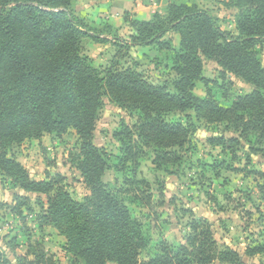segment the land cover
<instances>
[{
	"label": "trees",
	"instance_id": "trees-1",
	"mask_svg": "<svg viewBox=\"0 0 264 264\" xmlns=\"http://www.w3.org/2000/svg\"><path fill=\"white\" fill-rule=\"evenodd\" d=\"M12 2L17 6L5 11ZM47 2L63 7L68 18L64 20L59 13L42 10L40 7ZM143 2L158 5L161 1ZM224 5L239 10L235 18L236 33L223 30L218 18L195 2L185 4L172 0L164 13L156 11L146 21H129L130 12L123 14L133 34L130 43L120 40V44L115 45V59L129 56L136 46L171 52L177 77L172 90L168 84L146 81L132 69H108L105 77H101L88 59L84 61L79 56V43L90 31L82 21H75L68 14L71 0L0 1V13L11 16L6 22V35L0 38V176L10 178L11 185L24 193L48 196L47 212L41 209L40 228L55 226L67 237L66 253L83 264H142L139 257L144 249L140 231L133 227L128 210L116 198L118 193L130 191L119 189L117 192L103 180L109 169L107 155L100 153L91 142L101 97L108 95L120 108L139 114L135 124H124L114 134L121 145L116 171H124L132 165L135 175L146 150L154 151L152 164L157 169L179 168L197 132L193 114L196 120L209 125L225 124L226 130L236 135L212 137L208 140L211 147L226 152L229 146L233 148L255 137L262 148L251 151L264 157V66L257 52L258 47L264 49V0H227ZM14 12H18V16ZM170 35L179 37V45L168 40ZM16 46L24 47L26 54L20 53ZM32 54L35 56L31 57ZM116 60L112 67L118 66ZM205 60L218 65L223 83L233 75L251 84L253 90L235 97L230 106H222L208 87L209 82L219 86V80L203 77ZM70 63L83 65L85 70L65 71ZM65 72L71 95L69 101L59 83ZM27 80L33 82L35 90L43 91V98H25ZM199 82L207 89L204 97L194 94ZM224 97H228L225 90ZM19 112L28 113L29 122L21 119ZM176 113L185 115V124L170 122ZM69 128L78 133L86 161H93L84 170L83 177L99 200L94 204V216L102 215L98 231L92 229L87 220L75 225L76 221L68 216L63 228L56 214L59 204L79 209L80 216V212L87 210L86 205L74 201L65 191L62 187L65 177L46 173V180H32L10 154V147L25 139L38 141L43 134L62 135ZM256 174L264 178V173ZM125 183L130 181L126 179ZM146 183L140 184L148 185ZM262 194L264 197V189ZM22 200L17 197L12 211L15 216H21ZM189 216L192 218L190 233L184 243L173 248L167 241L162 242L158 254L143 264H246L235 250L219 245L212 224L206 218L198 219L191 213ZM103 222L108 223L104 229ZM29 248L25 256L19 257L20 261L26 262L27 256H31L34 259L30 264H58L47 256L41 245ZM247 254L250 257L263 255L264 245L248 249ZM1 258L0 254V264Z\"/></svg>",
	"mask_w": 264,
	"mask_h": 264
},
{
	"label": "rangeland",
	"instance_id": "rangeland-1",
	"mask_svg": "<svg viewBox=\"0 0 264 264\" xmlns=\"http://www.w3.org/2000/svg\"><path fill=\"white\" fill-rule=\"evenodd\" d=\"M113 1L71 0L68 14L75 21H82L90 31L78 46L81 59H88L90 65L101 73V77H105L108 69H132L140 73L146 81L156 85L168 84L173 90L177 77L173 72L175 62L171 52L160 53L148 47L136 46L132 47L129 56L115 59V45H119L120 40L130 43L133 31L129 24L124 22L120 9L118 11L114 8ZM160 1L158 5L151 3L150 7L142 9V13L146 16L150 11L162 12L172 0ZM226 1L179 0L185 4L197 2L202 9H208L218 18L223 30L233 32L239 10L225 7ZM45 5L40 8L50 13H59L63 15L64 20L68 18L67 11L57 6L56 2H47ZM16 6L17 3L12 2L5 11ZM18 14L15 13L16 16ZM5 17L7 16L0 13V38L6 35V22L11 16ZM134 19L136 15L132 10L129 21ZM168 40L176 46L179 45V39L175 35L168 36ZM16 47L20 53L26 54L24 47ZM263 50L257 48L264 66ZM34 56L35 54L31 55ZM115 60L118 66L112 67ZM66 67L65 71L85 70V66L74 63L67 64ZM220 70L216 63L205 60L203 77L210 81L219 80V86L209 82L208 87L222 106H230L235 97L253 90L251 84L233 75L223 83L219 78ZM66 79L68 75L65 72L61 75L59 83L61 91L67 95L66 101H69L71 95L68 94L69 85ZM24 84L25 98H43V91L35 90L31 80L25 81ZM206 90L203 83L199 82L195 86L194 94L204 97ZM224 90L228 93L227 98L224 97ZM18 115L28 122L31 119L26 112H19ZM138 116L135 112L120 108L108 95L101 97L91 142L100 153L107 155L109 169L105 172L103 180L117 192L119 189L130 191L118 193L116 198L128 210L133 227L140 231L143 239L144 249L140 252V263L155 257L164 241L173 248L182 245L190 233L191 213L195 218H206L212 224L219 245L235 250L244 263L264 264V254L253 257L247 254L248 249L264 245V178L256 174L264 173V157L261 153L251 151L262 148L257 138L252 137L233 148L229 146L230 148L223 152L221 148L211 147L208 140L222 135L228 138L236 135L227 131L225 124L209 125L196 120L193 114L197 132L192 139V148L179 168L167 166L157 169L152 164L155 159L154 151L146 150V156L139 160L135 175L132 165H128L124 171H116L121 145L114 134L124 124H135ZM170 122L185 124V115L176 113L172 115ZM10 154L28 171L32 180H46V173L65 177L62 187L74 201L86 205L87 210L80 212V216L79 209L60 203L56 214L63 228L65 216H68L76 221L75 225L87 220L92 229L98 231V224H102V215L99 218L94 216V204L99 200L86 186L83 177L84 170H87L93 161H86L76 130L69 128L62 135L43 134L38 141L34 138L25 139L20 144L11 146ZM126 179L130 183H125ZM142 181H146L148 185L140 184ZM17 197L23 199L20 202L21 216L16 214L18 217L12 213L17 204ZM85 199L88 201L85 202ZM42 208L46 213L47 195L24 193L11 185L10 178L0 176L1 263L30 264L33 257L27 256L26 262L20 261L19 257L25 256L30 246L41 245L55 263L83 264L66 253L69 248L67 237L55 226L40 228ZM106 225L108 223L103 222L102 229Z\"/></svg>",
	"mask_w": 264,
	"mask_h": 264
},
{
	"label": "crops",
	"instance_id": "crops-1",
	"mask_svg": "<svg viewBox=\"0 0 264 264\" xmlns=\"http://www.w3.org/2000/svg\"><path fill=\"white\" fill-rule=\"evenodd\" d=\"M196 4H198V3L196 2ZM113 5H114V8L116 10L120 9V13L122 15L125 12L131 13L133 10V13L136 15V19H138V20H144V21L150 20L153 13H154L152 11H150V12L148 11L149 13L146 16L144 15V13H142V11H141L142 9H147V7H150V5H151V4L145 5L143 0H142V2H140L139 0H114ZM205 10H208V9H205ZM230 32H232V31H230ZM232 33H236V29ZM175 36H177V35H175ZM178 39H179V37H178ZM160 53H162V52H160ZM229 76H231V75H229Z\"/></svg>",
	"mask_w": 264,
	"mask_h": 264
}]
</instances>
